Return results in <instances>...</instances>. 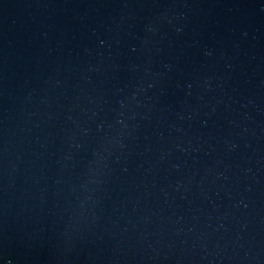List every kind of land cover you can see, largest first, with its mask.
<instances>
[{"label": "water", "instance_id": "1", "mask_svg": "<svg viewBox=\"0 0 264 264\" xmlns=\"http://www.w3.org/2000/svg\"><path fill=\"white\" fill-rule=\"evenodd\" d=\"M0 264H264V0H0Z\"/></svg>", "mask_w": 264, "mask_h": 264}]
</instances>
